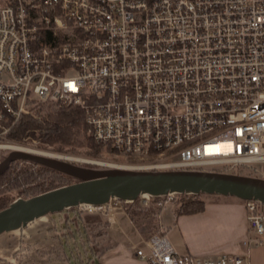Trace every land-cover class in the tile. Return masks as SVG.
I'll return each instance as SVG.
<instances>
[{"label":"built area","instance_id":"obj_1","mask_svg":"<svg viewBox=\"0 0 264 264\" xmlns=\"http://www.w3.org/2000/svg\"><path fill=\"white\" fill-rule=\"evenodd\" d=\"M0 1V132L39 104L75 107L93 140L140 160L135 169L264 179V0ZM244 203V244L264 247V204ZM124 204L77 212L115 224ZM130 244L147 264L249 263L179 255L165 236Z\"/></svg>","mask_w":264,"mask_h":264},{"label":"water","instance_id":"obj_2","mask_svg":"<svg viewBox=\"0 0 264 264\" xmlns=\"http://www.w3.org/2000/svg\"><path fill=\"white\" fill-rule=\"evenodd\" d=\"M15 162L45 167L72 178L75 183L30 199H17L0 211V236L25 230L46 216L81 205L105 206L118 200L133 203L141 196L208 195L254 200L264 204V179L218 172L138 170L125 167L94 169L65 158L13 150L0 161V178Z\"/></svg>","mask_w":264,"mask_h":264},{"label":"crops","instance_id":"obj_3","mask_svg":"<svg viewBox=\"0 0 264 264\" xmlns=\"http://www.w3.org/2000/svg\"><path fill=\"white\" fill-rule=\"evenodd\" d=\"M202 200L206 204L204 210L198 213L181 212L178 198L164 209H160L158 201L154 200L148 207H144L149 211H156L155 213L159 210L156 216L151 219L137 217V222L132 217L134 207L131 208L132 205L129 204L116 208L115 224H110L103 214L79 215L80 225L87 231L93 230L97 234L100 230L106 231L104 237L101 235L96 237L99 241L95 245L100 251L93 264H147L136 257L130 241L140 243L142 239L156 235L165 236L179 255L197 257L240 255L249 259L248 264H264V247L252 245L248 247L244 244L253 237L249 230L244 201L235 197L208 195L203 196ZM47 218L51 220L50 215L46 216L30 224L20 233L24 234L31 230L30 232L34 233L32 237L36 238L35 235L42 228L53 224L55 232H59L61 239L63 233L57 229L53 219L50 221ZM151 220L154 222L152 228L149 224ZM3 243H8V239L1 235L0 244ZM6 251L5 246L0 247V264L9 263L8 258L3 257Z\"/></svg>","mask_w":264,"mask_h":264},{"label":"trees","instance_id":"obj_4","mask_svg":"<svg viewBox=\"0 0 264 264\" xmlns=\"http://www.w3.org/2000/svg\"><path fill=\"white\" fill-rule=\"evenodd\" d=\"M34 138L39 140L41 146L54 148L58 152H77L78 149H88L92 153L98 154L101 152L102 147L96 143L93 138L89 135V126L85 121V114L80 108H60L55 109L47 117H42L38 113L31 116H23L16 124L15 128L11 130L8 134V139L14 142L22 143L26 138ZM131 161L133 159H126ZM89 168H96L90 165H84ZM25 176L26 184H33L32 188H40V193L36 196L61 188H50L43 190L45 183L49 181H56L59 179H72L61 173L53 171L51 169L37 166L35 164L27 162H15L9 171L0 178V182H5V184L13 185L12 183H18L20 177ZM19 179V180H18ZM42 179V184L36 183L37 180ZM34 183L36 185L34 186ZM3 190H0V211L6 209L10 203L7 192H10L11 187L4 185ZM21 187L18 183L16 188ZM205 195H177L179 202L181 203V212L183 213H198L204 210L206 202L202 200ZM176 198V199H177ZM161 198H155V201H159ZM131 208L134 207L132 212L133 219L137 222V217L152 218L157 213L154 211H149L144 207L141 198L137 201L130 203ZM65 212H73L75 214V219L70 221L67 216L65 223L63 224V235L61 238L69 242L68 237L75 239V232L71 231L70 224L77 225L76 229L81 236V244L83 250L86 253V259L84 260L81 256V251L78 250V246L75 249L70 248L72 254L76 257L75 251L78 253L77 259H80L82 264H93L94 258L99 254V248L97 245L92 243L91 237L87 229L80 225V217L77 212V208L70 209ZM62 242V241H61Z\"/></svg>","mask_w":264,"mask_h":264},{"label":"rangeland","instance_id":"obj_5","mask_svg":"<svg viewBox=\"0 0 264 264\" xmlns=\"http://www.w3.org/2000/svg\"><path fill=\"white\" fill-rule=\"evenodd\" d=\"M0 4H2L1 1ZM55 109L59 108L50 104H39L35 107V113H38L42 117H47L52 112H54ZM10 132H0V161L3 160V158L7 156L11 151H13L10 149H5L3 147L17 146L27 148L29 150H32V152H39L40 154L49 153L53 154V156L58 155L66 159L68 158V161L80 166L90 165L96 167L94 169H108L116 166L134 169L135 167L137 168L141 166V164H139V162L141 161L138 159H133L132 162L127 161L126 159L117 157L114 154L109 153L103 148L98 154H94L91 152V150L88 149H78L77 152L61 153L56 151L54 148H46L41 146L39 140L31 137L26 138L22 143L14 142L7 138ZM34 140H36L37 142L35 143ZM36 152L35 154H37ZM25 179V176L20 177V180L18 179V183L21 185V187L19 188H16L18 183H12L13 185H9L5 184L4 181L0 182V190H3L4 187H6L4 185H8V187H11L12 189H10V192H7L6 195L8 196L9 201L13 202L20 198L30 199L32 197H35L38 193H40V190H42L41 187L32 188L33 184H26ZM36 183L42 184V179L37 180ZM36 183H34V186L36 185ZM73 183H75L73 179L67 178L59 179L54 182L49 181L48 183H45L43 190L64 187ZM67 216L69 217L70 221H73L75 219V214L73 212H63L50 215L51 220H54L57 225V229L62 233L63 225L61 223H65V219ZM155 216L156 214L152 218H154ZM105 218L107 219V215H105ZM47 219L50 220V218ZM72 223L70 224V226L72 227L71 231L75 232V239L72 237H68V243L66 242L67 240L65 239V237L60 239V234H58L59 232L57 231L55 232L53 224H50V226L48 227L42 228V230L39 231L37 235H35L38 238L32 237L34 233L30 232L31 230L25 232L24 234H21V231L3 234L4 237H7L8 239V243H3L2 245L0 244V247L5 246V249L7 250L6 252H4L6 254L3 253V257H7L10 264H82L80 262V259H77L79 258L78 253L75 251V255H77L75 257L70 250V248L75 249V247L78 246L77 248L81 251L82 258L84 260L86 259V253L83 250V246L81 244V236L76 229L77 225H74ZM149 224L151 228L154 227V222L152 220L149 221ZM90 231H88V233L91 237L92 243L94 244L99 241V239L96 238L98 235H101L103 237L106 235V231L104 230H100L98 234L93 230L91 232ZM18 238H21V240L19 241ZM12 253H14V255H12ZM86 263L87 262L85 261L84 264Z\"/></svg>","mask_w":264,"mask_h":264},{"label":"bare ground","instance_id":"obj_6","mask_svg":"<svg viewBox=\"0 0 264 264\" xmlns=\"http://www.w3.org/2000/svg\"><path fill=\"white\" fill-rule=\"evenodd\" d=\"M3 148H5V149H10V150H18V151H25V152H29V153H35L36 151H33L32 152V150H29V149H27V148H23V147H17V146H9V147H3ZM37 154H39V155H44V156H48V157H54V158H64V157H61V156H58V155H56V156H53V154H49V153H47V154H40L39 152H36ZM66 159V158H65ZM68 159V158H67ZM116 168H121L120 166H116ZM125 168H128V167H125ZM129 169H132V168H129ZM135 169V168H134Z\"/></svg>","mask_w":264,"mask_h":264}]
</instances>
